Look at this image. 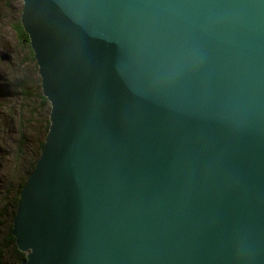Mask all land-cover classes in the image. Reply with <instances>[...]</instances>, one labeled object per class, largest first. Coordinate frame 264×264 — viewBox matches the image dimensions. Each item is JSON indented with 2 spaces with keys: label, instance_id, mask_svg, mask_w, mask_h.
<instances>
[{
  "label": "water",
  "instance_id": "1",
  "mask_svg": "<svg viewBox=\"0 0 264 264\" xmlns=\"http://www.w3.org/2000/svg\"><path fill=\"white\" fill-rule=\"evenodd\" d=\"M21 2L49 112L18 264H264V0Z\"/></svg>",
  "mask_w": 264,
  "mask_h": 264
},
{
  "label": "rangeland",
  "instance_id": "2",
  "mask_svg": "<svg viewBox=\"0 0 264 264\" xmlns=\"http://www.w3.org/2000/svg\"><path fill=\"white\" fill-rule=\"evenodd\" d=\"M21 0H0V264H12L11 247L2 241L11 215L18 183L38 156L49 105L39 101V78L28 47L13 31L19 22Z\"/></svg>",
  "mask_w": 264,
  "mask_h": 264
},
{
  "label": "trees",
  "instance_id": "3",
  "mask_svg": "<svg viewBox=\"0 0 264 264\" xmlns=\"http://www.w3.org/2000/svg\"><path fill=\"white\" fill-rule=\"evenodd\" d=\"M13 31L15 32V35L18 39H20L22 42H24L26 44V46L28 47V50H29V54L31 55V58H32V53H31V50L29 48V45H28V40H27V37L26 35L23 33L22 29H21V26L19 25V22L16 23V25L14 26L13 28ZM33 60V58H32ZM39 97V101L43 104H46V100L41 96V94L38 95ZM47 126H48V122L45 121V129L47 130ZM42 144V141H38L37 142V147H38V151H39V147L40 145ZM35 162V161H34ZM33 164L32 163L30 165V167L28 168V172H26V176L24 178V180L26 179L27 175L29 174V172L32 170L33 168ZM24 180L22 179L19 183H18V186L16 187V191H15V194L14 196L11 198V204L13 206V209L15 210V206H16V200H17V194H18V191L21 187V185L23 184ZM14 215V212L13 214L11 215V217H13ZM10 225H8L7 229H6V234L3 238V241H2V244H3V247H11V251H12V254L14 256V262L12 264H18L20 262V260L23 259L24 255L23 253H20L17 251L16 247H15V244H14V240H13V237L11 236L10 234Z\"/></svg>",
  "mask_w": 264,
  "mask_h": 264
}]
</instances>
